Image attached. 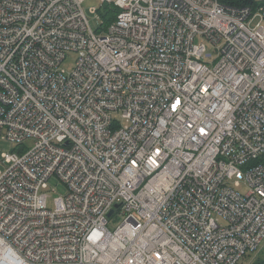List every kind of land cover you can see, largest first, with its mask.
Segmentation results:
<instances>
[{
	"label": "built area",
	"instance_id": "2783aa9c",
	"mask_svg": "<svg viewBox=\"0 0 264 264\" xmlns=\"http://www.w3.org/2000/svg\"><path fill=\"white\" fill-rule=\"evenodd\" d=\"M85 1L0 0V264H239L264 242V0H98L100 33Z\"/></svg>",
	"mask_w": 264,
	"mask_h": 264
},
{
	"label": "rangeland",
	"instance_id": "374dc122",
	"mask_svg": "<svg viewBox=\"0 0 264 264\" xmlns=\"http://www.w3.org/2000/svg\"><path fill=\"white\" fill-rule=\"evenodd\" d=\"M91 7H100V2L98 0H86L84 3V10L86 12V15L88 17L89 23L91 25V28L97 32L100 33L101 30L103 29L104 25H103V20L101 18H97L95 15H93L92 13H90V8ZM261 21V17H258L255 21H253L251 23V28H255L257 26V24ZM207 49L209 52H213V58L212 59H208V62H212L216 57L217 54L215 53L214 50V46L209 44L207 42ZM78 59V54L75 52H69L67 54V58L65 59V61L63 62V69H65L68 73L72 72L76 66V62ZM114 116H117L120 118V114L119 113H113ZM121 119V118H120ZM33 144L32 141H27L25 143L26 147H31ZM22 145H18L16 143H12L10 141L7 140H2L0 141V170H5L4 165L1 163L2 160V155L4 153H9L13 150H17L21 147ZM239 191L242 194H246L247 193V189L245 187H242L241 189H239ZM68 193V188L65 184H63L62 182H60L58 179L56 178H52L50 181V189H49V195L51 196V199L49 200V206L50 208H54V203H53V198H57L60 196H65ZM115 221H118L113 225H111V229H115V225H118L121 222V218H116L114 219ZM264 249V242L263 244L260 246V248L254 252V253H250L248 254L244 259H242L240 261L239 264H254L256 258L258 257L259 253Z\"/></svg>",
	"mask_w": 264,
	"mask_h": 264
},
{
	"label": "trees",
	"instance_id": "16d2710c",
	"mask_svg": "<svg viewBox=\"0 0 264 264\" xmlns=\"http://www.w3.org/2000/svg\"><path fill=\"white\" fill-rule=\"evenodd\" d=\"M224 5L232 7H243L250 6L255 7L257 2L256 0H220ZM99 14L104 20L105 24H110L116 18V9L110 5H104L100 10ZM254 264H264V249L259 253Z\"/></svg>",
	"mask_w": 264,
	"mask_h": 264
},
{
	"label": "water",
	"instance_id": "95a60500",
	"mask_svg": "<svg viewBox=\"0 0 264 264\" xmlns=\"http://www.w3.org/2000/svg\"><path fill=\"white\" fill-rule=\"evenodd\" d=\"M112 214H113V211L109 214V216H112Z\"/></svg>",
	"mask_w": 264,
	"mask_h": 264
}]
</instances>
